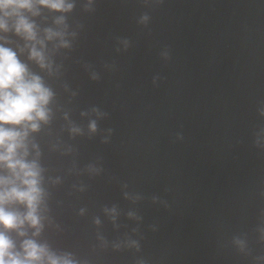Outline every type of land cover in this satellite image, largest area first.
<instances>
[{
    "label": "clouds",
    "instance_id": "9594fccd",
    "mask_svg": "<svg viewBox=\"0 0 264 264\" xmlns=\"http://www.w3.org/2000/svg\"><path fill=\"white\" fill-rule=\"evenodd\" d=\"M37 5L58 12L73 7L66 0H0V33L13 32L21 37L26 41L24 47L29 49L28 58L42 69H50L43 50L45 39L59 37L60 46L68 44L62 32L51 29L45 30L44 39L38 38L36 25L27 15H38ZM62 19L57 23H62ZM8 43L11 41L0 35V264H76L69 255L57 256L31 238L24 239L17 251L15 241L8 235L15 231L17 236L26 237L27 230L34 229L32 235L38 236L43 227V169L38 162V145L30 134L38 132L42 123H49V105L54 95L42 78L20 61L17 52L5 46ZM89 129L96 131L95 121ZM71 131L78 133L80 129L73 127ZM15 205H22L24 211Z\"/></svg>",
    "mask_w": 264,
    "mask_h": 264
}]
</instances>
